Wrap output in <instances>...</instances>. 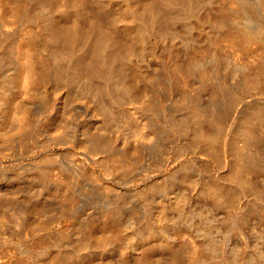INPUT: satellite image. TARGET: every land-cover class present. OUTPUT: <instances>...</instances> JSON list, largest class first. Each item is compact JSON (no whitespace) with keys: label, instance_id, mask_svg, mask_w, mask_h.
<instances>
[{"label":"rangeland","instance_id":"rangeland-1","mask_svg":"<svg viewBox=\"0 0 264 264\" xmlns=\"http://www.w3.org/2000/svg\"><path fill=\"white\" fill-rule=\"evenodd\" d=\"M0 1V213L6 216V223L9 225L7 229L5 227L8 226L7 224L0 226V251H3L0 254L1 259L6 258L9 254L22 257L27 254L26 245L28 246V239L31 235L29 237L21 235L25 225L22 228L21 225H13L16 218L14 215H16L21 216V219L23 218V224L28 222L31 227L35 228L32 233L35 237L45 240L35 248L36 254L32 253L34 257L28 259L29 263L32 262L31 264H51L52 260L57 259V257H60L58 263L53 262L52 264H62L61 262L65 261L66 258L72 262L70 264H227L228 261V264L231 261L234 262L233 264H256L257 260L264 262V219H259L258 213L253 210L255 206L251 205L250 197L245 198L246 206L244 205L237 214H234L233 219H230L232 216L224 206H216V208L221 206L224 209L217 208L214 211L215 206L211 208L213 206L211 202L206 198H201L203 194L200 190L206 185L208 179L207 174L203 173L205 171L204 166L210 164L211 168L214 169L213 171L218 174L223 173L224 168L215 159L207 158L206 161L202 155L195 154L192 147L188 149L187 145L189 146V144H185L189 141L188 136L184 137L183 135L184 138H187L184 139L180 135L181 132L179 134V132L170 131L171 126L167 125H171V119L165 117L168 116L167 112L176 120L182 118L183 115V110L176 104L178 94L167 89L168 83V87H170L171 79L169 80L168 76L169 62L167 63L166 56L170 48L174 46L179 48V55L185 54L184 56L187 57L188 51L186 50L188 47L192 50L200 42L201 49L199 48V51L203 53H200L202 56L199 53L196 56L198 62L194 63L195 66L190 63V73L196 75L201 68H204L203 65L208 68L215 63L216 58L214 60V54H212L215 53L213 51L215 46H212L220 43L218 40L216 42V38L220 40L222 36L218 37L219 31L211 30V28H207L206 33L199 35L194 29L196 27L194 16L196 13H206L213 5L215 7L218 4L217 0H213L212 5L206 3L205 7L201 4L204 0L203 2L202 0H192L191 6L186 5L187 7L184 6V9L175 8V10H179L177 12L171 7L165 6V9L168 8L166 11L170 10L172 13L170 15L173 21H168L169 23L163 32L159 28L160 25L139 18L140 14L142 16L143 10L142 7L139 8L140 0H55L52 6L53 12L45 11L42 3H37L38 0H18L20 8L18 15L17 12L16 15H12L15 8L14 0H8L7 3L5 0ZM207 1L209 2V0H205V2ZM237 1L256 3L257 0ZM13 5L14 7L11 9ZM200 5L201 7H199ZM132 10L138 12L139 16L136 12L134 14ZM50 14L54 15L49 16ZM173 16L174 18L176 16L177 19L175 20ZM48 17L54 21H60L59 23L64 24L65 27L71 26L72 23L73 27H77L75 25H78L79 22L86 24L90 19L89 22L93 23L92 25L99 31L97 32L94 28L90 31L89 29L94 26L89 27L91 26L89 22V25L87 24L89 29L86 25L79 23L80 27L82 25V28H87L86 30L90 31L89 33L92 32V34L86 35V37L90 36L91 39L84 37L82 39L85 42L82 41L81 44L84 45L85 43V47L86 45L97 47L99 59L103 58L100 59L102 65L100 72L103 75L107 72L105 76H101L102 74L99 73V76L95 75L92 79H84L76 71L77 68L74 64L76 60L72 61L71 55H65L64 50L59 49L60 43H51L50 41L55 47L51 44H46L47 47L44 46L46 36H43L45 34L42 28L49 23ZM245 18L247 21L244 20ZM245 18H243L245 23L250 22L247 17ZM76 19H79V22ZM75 20L78 23L74 25ZM142 20L143 22H140ZM1 21L5 24L3 25ZM258 21L264 25V17H259ZM141 23L142 25L145 23V28L141 27L142 25H140L141 28L139 27ZM250 23H252L250 26L255 24L253 21ZM135 31L139 32V34L137 32V36ZM209 31L210 33H208ZM126 34L130 35L129 38ZM33 36L41 39L34 40ZM113 36L117 40L122 37L120 41H125V38L130 39L126 41L130 42V45L132 44V48L130 46L131 49H128L132 53L129 52V55L128 51L125 50L123 56L126 57L118 60L119 65L112 62L116 69L112 71L114 69L113 64L106 60L110 64L107 66V62L102 64L101 61L104 58L110 59L109 56L115 43V40L110 39ZM194 37L196 38L195 41ZM95 38V44H92ZM131 38H133L132 41ZM48 39L46 43H49ZM103 41L106 42L104 48H102V45L105 44ZM38 42L39 44H37ZM41 43L43 44L41 45ZM224 43H226V47L221 45V50L223 47L225 48L222 52L227 57L223 55L224 68H226L225 70L222 69V73L225 80L231 82L230 85L235 82L233 85L236 86L239 82L238 79L241 80V77L238 76H243V72L240 71L243 70L240 61H243L244 54H242L243 58L240 57L241 60H235L232 55L234 49L229 43L230 48H228L227 42ZM224 43L222 42V44ZM18 45L19 47L23 46L20 50L24 48V52L27 51L26 48L29 50L25 52V55L28 52L32 53V55L30 53V59H36L35 61L42 59V61H47L48 66L50 65L48 67L50 72L45 74L49 76L45 77L44 82L40 84L41 86H27L23 81L24 78H18L24 76L20 73L22 62L24 60L28 62L26 56L27 59L25 57L22 59L23 51H21V55L20 51L17 52L19 50L16 48ZM82 45L81 48L84 47ZM99 45L102 47L100 46V48ZM108 46L112 48H106ZM57 48L63 53L61 54ZM89 50L88 52H90ZM102 50L105 53L109 51V56L107 57V54L104 53L105 57H101L103 55ZM29 53L27 56H30ZM227 53H232L230 55L233 59ZM77 54L80 55V53ZM253 54V57L249 54L248 58L257 60L259 55L255 53L257 57H254ZM34 55L38 56L35 58ZM228 55L233 60V64L230 59L227 60L231 63L225 62L226 59L224 58H229ZM197 57H200V60ZM234 64L237 68V64L241 68L234 67L237 70L233 69L232 65ZM73 66L78 74L74 71ZM163 69L165 72L162 71ZM110 71L113 73L111 74ZM194 74L188 76L189 82H187L189 88L192 85L190 89L193 90L204 85L202 82L200 85H196L197 82L199 84L200 80L198 75L195 77ZM76 75L78 76L76 77ZM120 75L131 77L134 87H137L138 90H136L137 93L135 92V97L126 98L121 88V78L124 76L121 77ZM262 78L264 79V74ZM162 80H167L168 83L166 84ZM161 83L162 86H160ZM163 83H165L164 86ZM100 85L104 88L99 90L97 88L101 87ZM202 87L201 89H204ZM204 91L206 98L209 94L205 89ZM260 91L264 93V90L260 89ZM252 93H248L251 96L246 95V98L235 108L232 107L234 109V112L231 113L232 116L236 114L234 116L236 118L239 112H242L243 107L246 108L247 104H255V101H259V97H264V94ZM238 105L239 107H237ZM155 108L159 112H155L158 111ZM181 146H185L184 148L187 150L181 151V149L184 150ZM45 157H49L50 161ZM191 160L195 162L193 163ZM201 162L205 165H202ZM181 197H187L185 198L186 201H183ZM263 202L262 199L261 203ZM182 204L184 211L182 208L180 209L182 212H180L179 208ZM261 205L264 206V203ZM261 205L257 206L260 208ZM9 207H12V210H18L19 213L14 210L15 212L12 211L13 215L12 212L7 211H11ZM211 209L212 211H209ZM245 210L249 213L247 214ZM250 211L252 215H250ZM168 214L171 216H167ZM244 214L252 217L247 221L248 223L254 220L250 222V226L247 222L242 224L241 216ZM10 215L14 216V220H12V216L9 217ZM187 215L189 216L186 217ZM253 215H255V219H253ZM175 216H178L177 219ZM239 216L240 218H238ZM172 218L178 222L175 224ZM178 218H180V222ZM181 218L183 219L181 220ZM61 220V225L66 224V229L69 227L66 234L67 238L63 239L64 243L59 245L53 243L49 238L44 239L42 227L56 225L52 228L57 230L59 226L56 222ZM209 230H211V234H209ZM206 231L208 232L206 233ZM7 236L12 239L5 240L4 237ZM250 259L256 260L251 263ZM5 260L2 259L0 262Z\"/></svg>","mask_w":264,"mask_h":264},{"label":"bare ground","instance_id":"bare-ground-1","mask_svg":"<svg viewBox=\"0 0 264 264\" xmlns=\"http://www.w3.org/2000/svg\"><path fill=\"white\" fill-rule=\"evenodd\" d=\"M25 1V0H23ZM54 1L55 0H38V2H41L42 4V7L45 8V11L47 10L48 12H51L52 11V6L54 4ZM131 1V0H130ZM141 4H139V8L142 7L143 10H142V16L140 14V17L139 18H143V20H145L146 22L150 21L152 22L153 24L156 23V25H160L159 28H161V32L164 31V28L166 27V25L170 22V20L172 19L171 15L172 13H170V10L169 11H166L167 9H165V6H168V7H171L172 10L174 11H179V10H175V8H182L184 9L183 7L185 6V8L187 6H191V2H193L192 0H163L160 2V0H140ZM241 1V0H240ZM243 1V0H242ZM258 1V3H257ZM256 3H253V2H246V1H243L242 3H240L239 1L237 0H217V5L214 7V5L212 7H214V9L209 8V10L203 14H195V21H196V27L194 29H196V31L199 33V35H201L202 33H206L207 32V28H211L212 29H216L219 31V36H222V38L220 37V40L216 38V42L217 40L220 41V43H216V45H213L212 47L215 46V50H213L215 53H212L214 54V58H216V61L211 67L209 66L208 68H205L206 65H203L204 68H201V70L199 71L198 73V70H197V73L196 75H198L199 77V84L197 82V86L200 85V83L202 82L204 85H202L201 87L204 88L206 91H208V97L205 98V91L204 89H201V87H197L195 86V90L193 89H190L192 87L189 88V86L187 85V82L188 81V76L190 77L191 74H194V73H190V70H189V67H190V63L192 64H196V62H198V60L196 59V56H198V53L199 55L202 56V54L200 53H203V52H200L199 51V48L201 49V43H197V45H192L194 46L193 49L191 50L189 47L186 51H188L187 53V57L184 56L182 57L181 55H179V51L178 49L179 48H176L174 46H172L166 56V59H167V63L169 62V80L171 79L170 81V87L169 86V83L166 82V81H163V82H166V85L167 86V89H170L172 92L174 93H177L178 94V97L176 99L178 106L183 110V115H182V118H177L179 120H176L175 118H173L172 116H170V114H168L167 112V115L168 116H165L166 118L168 117V119L170 118L171 119V125H167V126H171V130L172 132H176L180 134V132L182 134H180L182 137L184 135V137L188 136L189 138V141L188 143H185V141H183L185 144H189V146L187 145L188 149L189 147H192L193 152H195V154H200L202 155L203 157H205V160L207 158H213L216 160V162L219 164H221V167L224 168V171L223 173L221 174H218V173H215V171H213L214 169L211 168L210 164L208 165H205L207 164V160L205 161V164H202L203 162H201L202 165H205V171L203 172L205 175L207 174V177L208 179L206 180V185H204L203 188H201L202 190L201 191V194H203V197L201 198H206L208 199L211 204L213 206H211L209 204V201H208V204L211 206V208L215 206V209H213L214 211L217 210L216 206H224L227 208L228 210V213H230V215L232 216V218L230 217V219H233V216L234 214H237L239 210H241L244 205H245V198L246 197H250V201H251V205L255 206V208L253 210H255V212L258 213V217L259 219H264V206L261 205L263 203H261L262 199L264 200V97H259L258 98V102L255 101V104H247V107H243L242 108V112L238 114V116L235 118L234 116L236 115L235 114L234 116L231 115L232 111L234 109H232V107L235 108V106L239 103H241V101H243L245 98H246V95H249L251 96L250 94L248 93H252L254 92L256 95L257 93L258 94H264V93H261L260 89L261 90H264V79L262 78L263 77V74H264V25L263 23H259L258 21V18L259 17H264V0H257ZM1 2V1H0ZM3 2V1H2ZM8 0H5V3H7ZM9 2H12V1H9ZM15 2V8H14V12L12 13V15H16V12H17V15L19 14V5H18V0L17 1H13ZM22 2V1H21ZM129 2V1H128ZM198 2V1H197ZM203 2V0H202ZM59 3V2H58ZM79 3V2H78ZM201 3V2H200ZM199 3V4H200ZM205 3V4H203ZM201 3L203 6L207 5L208 4H211L214 3L213 0H209V2H204ZM216 3V2H215ZM240 3V5H239ZM13 4V3H11ZM56 4V3H55ZM61 4V3H60ZM135 4V3H134ZM162 4V5H161ZM165 4V5H163ZM193 4V3H192ZM197 4V3H196ZM198 4V5H199ZM3 5V3H2ZM10 5V4H9ZM40 5V4H39ZM59 5V4H57ZM69 5V4H68ZM75 5V4H74ZM80 5V4H79ZM132 5V4H131ZM138 5V4H137ZM141 5V6H140ZM187 5V6H186ZM32 6V5H31ZM38 6V5H37ZM133 6V5H132ZM4 7V6H3ZM13 6H11V9H12ZM34 7V6H33ZM41 7V6H39ZM62 7V6H61ZM71 7V6H69ZM201 7V5L199 6ZM197 7V8H199ZM205 7V6H204ZM36 8V7H35ZM43 8V9H44ZM56 8V7H55ZM74 8V6H73ZM72 8V9H73ZM82 8V7H81ZM137 8L139 11H141V9ZM190 8V7H189ZM196 8V9H197ZM1 9V8H0ZM42 9V8H41ZM80 9V8H79ZM78 9V10H79ZM126 9V8H125ZM207 9V8H205ZM29 10V9H28ZM34 10V9H33ZM61 10V9H60ZM189 10V9H187ZM134 11V10H132ZM53 12V11H52ZM79 12V11H77ZM136 11H134L133 13L135 14ZM173 12V11H171ZM183 12V11H182ZM9 13V12H8ZM21 13V12H20ZM23 13V12H22ZM43 13V12H42ZM124 13V12H123ZM128 13V12H127ZM131 13V12H129ZM137 15H138V12H136ZM4 14V13H3ZM2 14V15H3ZM30 14V13H29ZM175 14V12H174ZM193 14V13H192ZM10 15V14H9ZM10 15V16H12ZM47 15V14H46ZM51 15H54V14H50L49 16ZM78 15V14H76ZM120 15V14H119ZM136 15V16H137ZM5 16V14H4ZM27 16V15H26ZM139 16V15H138ZM9 17V16H8ZM47 17V16H46ZM80 17V16H79ZM82 17V16H81ZM97 17V16H96ZM171 17V18H170ZM247 17L250 22L253 21L255 24L254 26H250L252 25V23H250L249 21L247 23H250L249 25L247 23L244 22L247 21L246 18ZM49 18V19H48ZM48 22L49 23H45L46 25L42 28L43 29V33L45 35L43 36H46V40L44 38V40L46 42L47 39L49 40V43H44V46H46V44H51L52 42H57L58 44L60 43L59 46V49L62 48V50H64V53L65 55L68 54L71 58L73 57L72 61L76 60L74 62L75 66H76V71L79 72L80 76H82L84 79H87L89 80L90 78L92 79L95 75L97 76L99 73L101 76H105V72L104 75L102 72H100V66H102L100 64V59L102 60L103 58H100V55L98 57V54H97V47H88L86 45L85 47V43L84 45L81 44L82 41H84V37H86V35H89V34H92L89 33L91 30H93V28L95 29V26L92 25L89 20L88 22L91 24V26L89 27H92V29H89L88 27V22L86 24H83L84 22H81L82 25H86L88 27V30L84 29V27L82 28V25L80 27L79 25V19L74 22V25L75 23H78V25L76 24L75 26L77 27H73V23H72V27L70 25H67V27L63 26L62 24H60L59 22L57 21H54V19L52 20L50 17H48ZM95 18V17H94ZM123 18V17H122ZM138 18V19H139ZM174 18V16H173ZM243 18H245L243 20ZM56 19V18H55ZM82 19V18H80ZM84 19V17H83ZM88 19V18H87ZM175 20L177 19L176 16L174 18ZM262 19V18H261ZM68 20V19H67ZM73 20V19H71ZM93 20V19H92ZM130 20V19H129ZM140 21V22H143ZM81 21V20H80ZM125 23H126V20L124 19ZM123 21V23H124ZM169 21V22H168ZM173 21V20H171ZM229 21V23H228ZM258 21V23H257ZM262 21V20H261ZM2 22V21H1ZM98 22V21H97ZM130 22V21H129ZM134 22V21H133ZM136 22V21H135ZM145 22V23H146ZM3 23V22H2ZM80 23V24H81ZM121 23V22H120ZM131 24H133L132 22H130ZM129 23V25H130ZM139 23V22H138ZM144 23V24H145ZM5 23H3L4 25ZM88 24V25H87ZM144 24L142 25L139 24V27L140 25H142L141 27H144ZM147 24V23H146ZM150 24V23H149ZM148 24V25H149ZM115 25V24H114ZM127 25V24H126ZM42 26V24H41ZM70 26V27H68ZM100 26V25H99ZM102 26V25H101ZM112 26V25H111ZM131 26V25H130ZM146 26V25H145ZM150 26V25H149ZM154 27H157L155 25H153ZM125 27V26H124ZM134 27V26H133ZM140 27V28H141ZM127 28V27H126ZM132 29V26L130 27ZM135 28V27H134ZM145 28V27H144ZM158 28V27H157ZM5 29V28H4ZM98 29V28H97ZM102 29V28H101ZM111 29V28H110ZM129 29V27H128ZM127 29V30H128ZM129 29V30H131ZM138 29V27L136 28V30ZM156 29V28H155ZM193 29V30H194ZM41 30V29H40ZM96 30V29H95ZM105 30V29H104ZM139 30H142V29H139ZM138 30V31H139ZM215 30V31H216ZM88 31V32H87ZM97 31V30H96ZM95 31V32H96ZM99 31V29H98ZM97 31V32H98ZM138 31H135L136 32V36L139 34ZM190 31V30H189ZM213 31V32H215ZM38 32V31H37ZM130 32V31H129ZM134 32V33H135ZM138 32V34H137ZM36 33V32H34ZM39 33V32H38ZM88 33V34H87ZM119 33V32H118ZM127 33V32H126ZM140 33H143V32H140ZM191 33V32H190ZM195 33V31H194ZM197 33V34H198ZM210 33V31L208 32ZM42 34V33H41ZM96 34V33H95ZM110 34V33H109ZM114 34V33H113ZM215 34V36H216ZM35 35V34H34ZM37 35V34H36ZM48 35V37H47ZM105 35V34H104ZM103 35V36H104ZM127 35V34H126ZM142 35V34H141ZM42 36V38H43ZM98 36V35H97ZM96 36V37H97ZM128 36V35H127ZM130 36V35H129ZM128 36V38H129ZM34 37V36H33ZM36 37V36H35ZM33 38L34 40H38V38ZM41 37V36H40ZM88 37V38H87ZM86 38L87 39H91L90 36H87ZM110 37V36H109ZM201 37V36H199ZM217 37V36H216ZM31 38V37H30ZM29 38V39H30ZM98 38V37H97ZM106 38H108L106 36ZM116 38V37H115ZM124 38V37H123ZM134 38V37H133ZM131 38V41L132 39ZM136 38V37H135ZM142 38V37H141ZM195 38V37H194ZM193 38V39H194ZM198 38V37H197ZM202 38V37H201ZM32 39V38H31ZM41 39V38H40ZM39 39V40H40ZM82 39V40H81ZM110 39H113L115 40V43H114V48L108 46L106 48L109 49L112 48L113 51L112 53H110V56H109V51L107 53L103 51V55L101 57H105V55L110 59H105V62L104 60L101 61L102 64L103 63H106L108 60V62H110L111 64L115 63L118 64L117 62L120 61V59H124L123 57H126V56H123L125 55L123 52H126L125 50L128 51V49L130 48V42H127L126 40H130V39H127L125 38L126 40L125 41H120V39H122V37H119V40L117 39H114V36L113 38H110ZM109 39V40H110ZM139 39V38H138ZM143 39V38H142ZM188 39V38H187ZM191 39V38H190ZM192 39V40H193ZM34 40H31L32 42H35ZM53 40V41H52ZM196 40V38L194 39V41ZM199 40H201L199 38ZM198 40V41H199ZM30 41V42H31ZM51 41V43H50ZM88 41V40H87ZM90 41V40H89ZM88 41V42H89ZM92 41V40H91ZM95 41H96V38L95 40L93 41L94 43L92 44H95ZM112 41V40H111ZM134 41V40H133ZM137 41V40H136ZM189 41V40H188ZM41 42V41H40ZM85 42V41H84ZM110 42V41H109ZM197 42V41H196ZM222 42H227V45L229 43V45L231 46V48L234 49V51H232V53H227V54H232L234 56V59L235 60H241L244 56V58L246 57L247 55V58H243V61H240V65L241 67L243 68V70L241 69L240 71L243 72V76L240 75L238 76L241 80H239L238 78V84L236 86L235 85V82H233V86L230 85V81H227L225 80V77H224V74L222 73V69L225 70L224 68V60H223V55L225 56V53L223 54L222 51H224L223 49H225L224 47H226V43L222 44ZM87 43V42H86ZM105 43V44H104ZM187 43V42H186ZM192 43V42H191ZM195 43V42H193ZM39 44V42L37 43ZM43 43H41L42 45ZM56 44V43H55ZM91 44V42H90ZM102 44V43H101ZM103 44L104 45H99V47L101 46L102 48H104V46L106 45V42L103 41ZM109 44V43H108ZM107 44V45H108ZM22 45V44H21ZM33 45V43H32ZM48 45V46H49ZM53 46V44H51ZM81 45L83 48H81ZM111 45V43L109 44ZM134 45V44H133ZM184 45H187V44H184ZM221 45H225L223 47V49L221 50ZM228 45V46H229ZM189 46V45H188ZM230 46L228 48H230ZM23 47V46H20L18 45V48L19 50L17 52L20 51V55H21V51L24 52V48H22L20 50V48ZM35 47V46H34ZM55 47V46H53ZM88 47V50L90 48V52H88V50H86V48ZM100 47V48H101ZM184 47V46H183ZM203 47V46H202ZM36 48V47H35ZM40 48V47H39ZM43 49V46L41 47ZM49 48V47H48ZM47 48V49H48ZM132 48V46H131ZM130 48V49H131ZM169 48V47H168ZM51 49V48H50ZM58 49V48H57ZM58 49V50H59ZM110 49V50H112ZM129 49V50H130ZM134 49V48H133ZM132 49V50H133ZM184 49V48H183ZM212 49V48H211ZM214 49V48H213ZM232 49V50H233ZM17 50V49H16ZM27 51H29L27 48H26ZM36 50V49H35ZM34 50V51H35ZM56 50V49H55ZM57 50V51H58ZM62 50L59 52H61V54L63 53ZM131 50V51H132ZM135 50V49H134ZM191 50V51H190ZM25 51V52H27ZM47 51V50H46ZM48 51H50L48 49ZM181 52L183 50H180ZM185 51V49H184ZM183 51V52H184ZM202 51V50H201ZM227 51V50H226ZM225 51V52H226ZM25 52L22 53L24 54L22 59H27L28 62H26V60H24L22 62V67H21V75H24L22 77H18V78H21L23 79V81H25L26 85H34L35 87L40 85L42 82H44V79L45 77L48 75H45L49 69L48 67V63L47 61H42V59H40L38 61H35L36 59L32 60L30 59L29 57H31L30 53L29 55L30 56H27V54L25 55ZM33 52V51H32ZM111 52V51H110ZM128 51V54L130 55V52ZM137 52V51H136ZM77 53H80V55H78ZM105 53V55H104ZM254 53V54H253ZM255 53H257L259 55V58H257V60H250L248 58L249 54L250 56H252V54L254 55V57L256 56ZM35 54V53H34ZM60 54V53H59ZM102 54V53H101ZM182 54V53H181ZM242 54H244L242 56ZM76 55H78V57H76ZM228 55V57H229ZM38 56V55H36ZM36 56L34 55V57L36 58ZM42 56V55H41ZM40 56V57H41ZM46 56V55H45ZM48 56V55H47ZM59 56V55H58ZM68 56V57H69ZM80 56V58H79ZM200 56V57H201ZM231 56V55H230ZM242 56V58H240ZM44 57V56H43ZM54 57V56H53ZM69 57V58H70ZM200 57H197L198 59ZM227 57V55L225 56ZM232 57V56H231ZM253 57V56H252ZM257 57V56H256ZM21 58V56H20ZM33 58V56H32ZM42 58V57H41ZM48 58V57H47ZM70 58V59H71ZM251 58V57H250ZM204 59V58H203ZM212 59V61H214ZM226 59L225 62H228L227 59H230L229 58H224ZM233 59V57H232ZM248 59V60H247ZM45 60V59H44ZM47 60V59H46ZM69 60V59H68ZM119 60V61H118ZM197 60V61H196ZM200 60V59H199ZM231 60V59H230ZM229 60V61H230ZM233 60H231L232 62ZM50 62V60H49ZM107 62V66H108V63ZM113 62V63H112ZM200 62V61H199ZM231 62H228V63H231ZM73 63V62H72ZM120 64V63H119ZM118 64V65H119ZM165 64V63H164ZM194 64V66H195ZM200 64V63H199ZM227 64V63H226ZM233 64V62H232ZM110 65V64H109ZM231 65V64H230ZM72 66V65H71ZM114 66V64H113ZM112 66V67H113ZM202 66V67H203ZM208 66V65H207ZM233 69H236V65H232ZM238 68L240 67L238 64H237ZM122 67V66H121ZM201 67V66H200ZM236 67V68H234ZM240 67V68H241ZM55 68V67H54ZM63 68V67H62ZM74 68V66H73ZM72 68V69H73ZM103 68V67H102ZM109 68H111L109 66ZM116 68H118V66H116ZM168 68V66H167ZM198 68V66H197ZM237 68V69H238ZM67 69V68H66ZM70 69V68H69ZM112 69V68H111ZM232 69V70H233ZM236 69V70H237ZM110 70V69H109ZM113 70H116L115 69V66H114V69ZM119 70V68H118ZM126 70V69H125ZM228 70V69H226ZM66 71V70H65ZM73 71V70H72ZM74 71H75V68H74ZM75 71V72H76ZM108 71V70H107ZM110 71V73L112 74L113 72ZM139 71V70H138ZM164 71V69L162 70ZM50 72V71H49ZM76 72V73H77ZM117 72V71H116ZM165 72V71H164ZM162 72V73H164ZM231 72V71H230ZM233 72V71H232ZM55 73V72H54ZM115 73V72H114ZM119 73V72H118ZM122 73V72H121ZM224 73H228L230 74L229 72H224ZM241 73V72H240ZM57 74V73H56ZM78 74V73H77ZM110 74V75H111ZM125 74V73H124ZM232 74V73H231ZM235 74V73H234ZM119 75V74H118ZM195 75V74H194ZM195 75V77H196ZM20 76V75H19ZM49 76V75H48ZM61 76V75H60ZM78 75H76L77 77ZM99 76V75H98ZM115 76V75H114ZM121 76V75H120ZM124 76V77H122ZM121 77V88H122V91L124 93V95L126 96V98H133L135 97V94L137 93L136 90H137V87H134L135 85L132 83V79L131 77H128L127 75H122ZM166 76V75H165ZM167 76V77H168ZM192 76V75H191ZM228 76V75H227ZM109 77V76H108ZM48 78V77H47ZM51 78V77H50ZM82 78V79H83ZM130 78V79H129ZM77 79V78H76ZM166 79V78H165ZM193 79H194V76H193ZM19 80V79H18ZM50 80V79H49ZM62 80V79H61ZM116 80V79H115ZM119 80V79H118ZM160 80V79H159ZM190 80V79H189ZM196 80V79H195ZM199 80H196V81H199ZM51 81V80H50ZM79 81V80H78ZM84 81V80H83ZM49 82V81H48ZM82 82V80H81ZM99 82V80H98ZM120 82V81H119ZM90 83V82H89ZM101 83V82H100ZM118 83V82H117ZM120 84V83H119ZM165 85V83H163V86ZM41 86V85H40ZM101 87H98L97 89H103L104 87L102 85H100ZM162 86V83L161 85ZM165 86V87H166ZM103 87V88H102ZM33 88V87H31ZM163 88V87H161ZM194 88V87H193ZM164 89V88H163ZM162 89V90H163ZM121 90V89H120ZM165 90V89H164ZM138 91V90H137ZM166 91V90H165ZM168 91V90H167ZM204 91V92H203ZM136 92V93H135ZM166 93V92H165ZM172 93V94H174ZM171 94V93H170ZM171 94V95H172ZM253 94V93H252ZM254 94V95H255ZM175 95V94H174ZM253 95V96H254ZM138 96V95H137ZM173 97V96H172ZM251 98V97H250ZM255 98V97H253ZM138 99V98H137ZM136 99V100H137ZM163 99H165V97H163ZM162 99V100H163ZM248 96H247V100H248ZM133 100V99H132ZM135 100V99H134ZM246 100V101H247ZM156 101V100H155ZM132 102V101H131ZM157 102V101H156ZM220 103V104H219ZM243 103V102H242ZM248 103H251V102H248ZM254 103V102H252ZM223 104V106H222ZM158 105V104H157ZM18 106V105H17ZM107 106H109L107 104ZM178 106H176L178 108ZM241 106V104H240ZM245 106H246V103H245ZM151 107V106H150ZM149 107V108H150ZM159 107V106H158ZM157 107V108H158ZM175 107V109H176ZM225 107V108H224ZM239 107V105L237 106ZM121 108V107H120ZM152 108V107H151ZM157 108H155L156 110H158ZM22 109V108H21ZM179 109V108H178ZM152 110V109H151ZM231 110V111H230ZM19 111V110H18ZM126 111V110H125ZM155 111V110H154ZM181 111V110H180ZM155 112H159L158 111H155ZM234 112V111H233ZM112 113V112H111ZM116 113V112H115ZM128 113V112H127ZM153 113V112H152ZM163 113V111H162ZM161 113V114H162ZM150 114V113H149ZM158 114V113H157ZM147 115V114H146ZM111 116V115H110ZM118 116V115H117ZM120 116L122 117V115L120 114ZM148 116V115H147ZM114 117V116H113ZM120 117V118H121ZM154 117V116H153ZM234 117V118H233ZM152 119V118H151ZM149 119V120H151ZM167 119V120H168ZM169 119V120H170ZM20 120V119H19ZM148 120V122H150ZM168 120V121H169ZM173 120V122H172ZM25 121V120H24ZM115 121V120H114ZM134 121V120H133ZM161 121V120H160ZM135 122V121H134ZM145 122V121H144ZM157 123V121H156ZM140 124V123H139ZM138 124V125H139ZM22 125V124H21ZM152 125V124H151ZM150 125V126H151ZM128 126V125H127ZM146 126V125H145ZM161 126V125H160ZM139 127V126H138ZM137 128V126H136ZM144 129V128H143ZM155 129V127H154ZM170 129V127H169ZM153 130V129H152ZM157 130V129H156ZM164 130V129H163ZM140 131V130H139ZM141 131H142V127H141ZM140 131V132H141ZM166 131V130H165ZM165 131H163V133H165ZM139 132V133H140ZM148 132V131H147ZM158 132V131H157ZM160 132V131H159ZM162 132V131H161ZM167 132V131H166ZM171 132V133H172ZM143 134H146V133H143ZM154 134V133H153ZM158 134V133H157ZM162 134V133H161ZM169 134V133H168ZM142 135V134H141ZM167 135V134H166ZM11 136V135H10ZM162 136V135H161ZM168 136V135H167ZM171 136V135H170ZM169 136V137H170ZM154 137V136H153ZM168 137V138H169ZM180 137V136H179ZM181 137V138H182ZM183 137V138H184ZM171 138V137H170ZM22 139V138H21ZM160 139V138H158ZM184 139H187V138H184ZM7 141V140H6ZM159 143V142H158ZM167 143V142H166ZM170 144V143H169ZM173 144V143H172ZM183 144V143H182ZM9 145V144H7ZM165 145V144H164ZM10 146V145H9ZM21 147V146H20ZM168 147V146H167ZM178 147V146H177ZM184 150H182L181 148V151H186L187 149H185L183 146H181ZM1 148V147H0ZM4 148V147H3ZM13 148V147H12ZM169 148V147H168ZM179 149V150H180ZM3 150V149H2ZM178 150V152H179ZM6 151V150H5ZM161 151V149H160ZM191 151V150H189ZM177 152V151H176ZM4 153V151H3ZM180 153V152H179ZM192 153V151H191ZM50 155V154H49ZM48 155V156H49ZM118 155V154H117ZM199 155V156H200ZM53 157V156H52ZM122 157V156H121ZM47 158V157H45ZM49 158V157H48ZM47 158V159H48ZM54 158V157H53ZM127 158V157H126ZM46 159V160H47ZM50 161V159H48ZM192 161V160H191ZM191 161H190V164H191ZM187 162V161H186ZM193 162V161H192ZM195 162V161H194ZM193 162V163H194ZM189 164V163H188ZM195 165V164H194ZM202 165H201V168H202ZM184 166V165H183ZM187 167V165H185ZM193 166V165H192ZM219 166V165H218ZM182 169V168H181ZM193 169V168H192ZM203 169V168H202ZM200 172V171H199ZM44 173V172H43ZM186 173V172H185ZM176 174V173H175ZM183 174V172H182ZM202 174V173H201ZM184 175V174H183ZM187 175V174H186ZM203 176V175H202ZM184 177V176H183ZM182 177V178H183ZM186 177V176H185ZM204 177V176H203ZM189 178V177H188ZM175 179V178H174ZM193 180V179H192ZM194 181V180H193ZM176 182V181H175ZM195 184V183H194ZM28 185V184H27ZM168 187V186H167ZM188 189V188H187ZM191 190V189H190ZM182 194V193H181ZM190 194V193H189ZM199 194V193H198ZM185 195V193H184ZM183 196V195H182ZM202 196V195H201ZM183 197H181L182 199ZM185 198L187 197H184L183 198V201H186ZM177 200H179L178 198H175ZM206 199H204L206 201ZM261 199V200H260ZM248 200V199H247ZM260 200V201H259ZM182 201V202H183ZM249 201V202H250ZM175 202H178V201H175ZM261 203V204H260ZM176 204V203H175ZM248 204V203H247ZM181 205V204H180ZM187 205V204H186ZM257 205H261V207L259 208ZM14 206V205H13ZM183 206V204H182ZM180 209L183 208V211H184V206ZM201 206V204H200ZM218 208V209H224L223 207L221 208ZM246 206V205H245ZM208 207V206H207ZM10 208V207H9ZM12 208V207H11ZM10 208V209H11ZM225 208V209H226ZM13 209V208H12ZM9 211L7 210L8 212H12L14 210ZM171 209V208H170ZM176 209V208H175ZM186 209V208H185ZM210 209V208H209ZM178 210V209H177ZM257 210V211H256ZM16 211V210H15ZM14 211V212H15ZM164 211V210H163ZM168 211V210H167ZM209 211H212L209 210ZM213 211V212H214ZM246 211V210H245ZM249 211V210H248ZM252 211V210H251ZM251 211H250V215L251 214ZM18 212V210L16 211V213ZM23 212V211H22ZM28 212V211H27ZM180 212H182V210H180ZM225 212H227L225 210ZM247 212V211H246ZM253 212V211H252ZM13 213V212H12ZM15 213V214H16ZM19 213V212H18ZM171 213V212H170ZM175 213V212H174ZM249 212H247L248 214ZM6 214V213H5ZM22 214V213H21ZM167 214V213H166ZM184 214V212H183ZM189 214V213H188ZM201 214V213H200ZM212 214V213H211ZM254 214V213H253ZM7 215V214H6ZM9 215V214H8ZM14 215V213H13ZM186 215V214H185ZM203 215V214H202ZM201 215V216H202ZM228 215V214H227ZM256 215V214H255ZM255 215H253V219H255ZM12 215H10L9 217L11 218ZM14 216L16 217L15 220H14ZM12 216V220H14V224L13 225H21V228L25 225V227H23V230L21 232V235L24 236V237H30V239H28V246L26 245V247L28 248L27 250V254L24 255L23 257L22 256H17V255H13V254H9L10 257H8L6 254V258H2V259H6L4 262H0V264H28L29 262V258L31 259V257L33 258L34 256L32 255V253L34 252L35 248H37V246H40V244H42L45 240H41L39 239L38 237H35L32 233L33 231H35V228L34 227H31L28 222H25L26 224H23V218L21 219V216H16L14 215ZM23 216V215H22ZM169 216V214L167 215ZM171 216V215H170ZM169 216V217H170ZM180 216L182 217L181 213H180ZM189 215H187L186 217H188ZM241 216V215H240ZM240 216L238 218H240ZM257 216V215H256ZM8 217V216H7ZM8 217V219H9ZM25 217V216H24ZM166 217V216H165ZM176 219L178 216H175ZM185 218V216H183ZM228 217V218H229ZM251 216H248L246 214L242 215L241 216V220H242V224H244L245 222L249 221L251 218ZM167 218V217H166ZM174 218V217H173ZM172 218V219H173ZM227 218V217H226ZM165 219V218H164ZM163 219V221H164ZM171 219V220H172ZM176 219H173L174 221ZM179 219V222H180V218ZM183 218H181L182 220ZM190 219V218H189ZM237 219V218H236ZM257 218V220H259ZM6 216L2 213H0V226H4L6 225ZM166 220V219H165ZM168 220V219H167ZM185 220V219H184ZM203 220V218H202ZM228 220V219H227ZM239 219V221H241ZM260 220V221H261ZM25 221V220H24ZM58 221V220H57ZM170 221V220H169ZM254 221V220H253ZM253 221H250V222H253ZM259 221V223H260ZM171 222V221H170ZM178 222L175 221V224ZM183 222V221H182ZM250 222L248 223V225L250 224ZM258 222V221H257ZM262 222V221H261ZM57 225L59 226L57 230H53L52 226L53 225H49V226H45V227H42L44 230V233L43 235L44 236V239H50L53 243L55 244H59L60 243H64L63 239H66V234H67V228L66 229V224L65 225H61L62 223V220L59 221V222H56ZM64 223V222H63ZM169 223V222H167ZM197 223V222H196ZM23 224V225H22ZM149 224V223H148ZM263 224V223H262ZM8 225V224H7ZM11 225V224H10ZM32 225V224H31ZM240 225V224H239ZM199 226V225H198ZM250 226V225H249ZM254 226V225H253ZM252 226V227H253ZM264 226V225H263ZM6 229L9 227L8 226H5ZM20 227V226H19ZM53 227H56L53 226ZM261 227V226H260ZM17 228V227H16ZM205 228V227H204ZM208 228V227H207ZM1 229H4V228H1ZM10 229V228H9ZM41 229V227H40ZM240 229V228H239ZM5 230V229H4ZM12 230V229H11ZM211 230H209V234ZM260 231V230H259ZM258 231V232H259ZM90 232H91V229H90ZM208 231H206L207 233ZM261 232V231H260ZM259 232V233H260ZM16 233V232H15ZM18 233V232H17ZM5 235V234H4ZM213 235V234H212ZM149 236V235H148ZM209 236V235H208ZM206 236V237H208ZM261 236V235H260ZM8 237V236H7ZM7 237H4L5 240H10L12 238H7ZM20 237V236H19ZM42 237V236H41ZM210 237V236H209ZM213 237V236H212ZM46 239V240H47ZM212 239V238H211ZM215 240V239H214ZM6 241V242H7ZM63 241V242H62ZM213 241V240H212ZM218 242V241H217ZM213 243V242H212ZM8 244V243H7ZM54 245V244H53ZM64 245V244H63ZM221 245V244H220ZM219 245V246H220ZM52 246V245H50ZM192 246V245H191ZM58 247V246H57ZM185 247V246H184ZM221 247V246H220ZM59 248V247H58ZM189 248V247H188ZM187 248V249H188ZM210 248V247H209ZM5 249V248H4ZM26 249V248H25ZM186 249V251H187ZM195 249V248H193ZM217 249V248H216ZM196 250V249H195ZM8 251V250H7ZM11 251V250H10ZM36 251V250H35ZM194 251V250H193ZM9 252V251H8ZM211 252V251H210ZM3 253V251L1 250L0 251V254ZM5 253V251H4ZM7 253V252H6ZM10 253V252H9ZM23 253V252H21ZM35 253V252H34ZM33 253V254H34ZM75 253V252H74ZM36 254V253H35ZM34 254V255H35ZM70 254V253H69ZM72 254V253H71ZM76 255V254H75ZM216 255V254H215ZM3 256V255H2ZM73 256V255H72ZM5 257V256H4ZM217 257V256H216ZM71 258V257H70ZM2 259L0 258V261H2ZM53 259V258H52ZM64 259V258H63ZM67 259V258H66ZM61 262L62 264H70L72 263L71 261H68L66 260ZM74 259V258H73ZM217 259V258H216ZM230 259V258H229ZM233 259V258H232ZM260 259V258H259ZM264 259V258H263ZM60 260V257L57 259L54 258L51 262V264L53 262H57ZM76 260V259H75ZM209 260V259H208ZM251 263L256 260V259H250ZM31 261V260H30ZM212 261V260H211ZM237 261V260H235ZM258 262V263H257ZM256 264H264V262L262 260H257ZM32 262H30L29 264H31ZM58 263V262H57ZM75 263V262H74ZM77 263V262H76ZM229 263V261L227 262V264ZM231 263L233 264L234 262L231 261ZM230 263V264H231ZM216 264V263H215Z\"/></svg>","mask_w":264,"mask_h":264}]
</instances>
